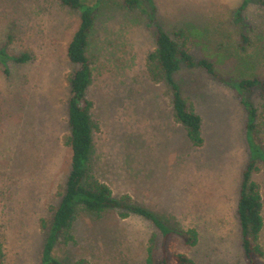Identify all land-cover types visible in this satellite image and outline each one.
Returning a JSON list of instances; mask_svg holds the SVG:
<instances>
[{
  "label": "rangeland",
  "instance_id": "1",
  "mask_svg": "<svg viewBox=\"0 0 264 264\" xmlns=\"http://www.w3.org/2000/svg\"><path fill=\"white\" fill-rule=\"evenodd\" d=\"M84 1L96 10L90 176L155 214L174 231L168 246L196 264H249L237 207L244 171L255 162L264 217V125L250 131L247 108L264 122V0H152L147 12L126 8V0ZM81 16L62 0H0L7 56L0 59V264H43L73 167L68 77L78 65L68 47ZM159 30L173 38L185 31L193 58L214 64L218 78L185 63L175 74L202 117L201 148L175 122L170 87L148 71ZM26 53L31 61H15ZM245 80L258 84L241 91ZM189 229L199 233L195 247L186 243ZM71 232L75 241L54 251L69 264H147L150 240L158 249L164 240L140 215H96L83 206Z\"/></svg>",
  "mask_w": 264,
  "mask_h": 264
},
{
  "label": "trees",
  "instance_id": "2",
  "mask_svg": "<svg viewBox=\"0 0 264 264\" xmlns=\"http://www.w3.org/2000/svg\"><path fill=\"white\" fill-rule=\"evenodd\" d=\"M150 2L152 3V0H126L124 6L128 9L142 8L147 12ZM62 4L72 10H82L80 28L68 47L70 61L78 65V69L68 77L72 90L69 100L71 134L68 144L73 150V167L68 179L67 190L49 228L42 254V263L69 264L55 257L54 251L58 244L68 245L75 241L71 229L78 207L83 206L85 211L96 215H101L108 210H119L124 219L132 214H137L152 221L162 233L164 240L159 249L156 247L155 238L150 240L146 250L147 264H196L187 255L177 253L174 246H168V239L174 231L155 214L130 202L129 198H115L109 185L90 176L89 162L94 149V127L91 115L92 103L87 99V92L93 80V62L89 57V48L96 24V10L84 0H62ZM1 57L7 59L2 50H0V59ZM31 60L32 56L28 53L15 58L18 63H26ZM181 63H185L190 68L202 67L213 77L218 78L212 62L207 59L197 61L190 54L189 39L185 31L178 32L176 38H173L159 30L157 49L148 56V71L152 79L166 82L170 87L172 92L171 107L175 122L186 128L193 146L201 148L205 143L202 134V117L196 112L193 102L181 94L175 80V74L179 71ZM257 84V80H245L240 83V89L245 91ZM245 104L247 106V103ZM247 108H249L251 117L248 129L254 131L263 127L264 122L255 123L258 110L249 106ZM262 118L264 120V108ZM255 171H257L255 162L249 164L244 171L237 207L244 237L243 245L249 264H261L264 259V248L260 243L264 229L263 199L259 185L252 180ZM184 234H186L187 245L197 246L199 233L196 229H189ZM2 253L0 244V256ZM76 264L91 263L86 259H80Z\"/></svg>",
  "mask_w": 264,
  "mask_h": 264
}]
</instances>
